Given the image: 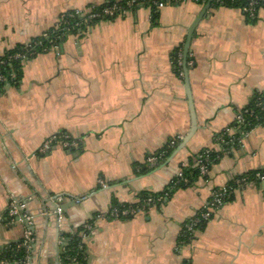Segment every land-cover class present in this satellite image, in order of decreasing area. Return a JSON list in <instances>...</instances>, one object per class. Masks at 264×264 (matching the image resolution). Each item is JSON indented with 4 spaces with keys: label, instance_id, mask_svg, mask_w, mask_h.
Segmentation results:
<instances>
[{
    "label": "crops",
    "instance_id": "crops-1",
    "mask_svg": "<svg viewBox=\"0 0 264 264\" xmlns=\"http://www.w3.org/2000/svg\"><path fill=\"white\" fill-rule=\"evenodd\" d=\"M111 1L123 0H0V56L56 27L67 13ZM216 2L191 42L199 129L180 151L192 119L173 58L204 2L167 5L156 23L150 9L139 7L85 26L26 60L19 85L0 90V264H19L5 255L31 230L6 220L14 203H26L24 214L34 217L28 264H47L54 256V221L41 209L43 194L70 204L60 220V264L69 263L67 235L80 237L86 224L93 225L79 238L86 264H264V182L237 188L193 238L181 240L184 225L215 190L264 169V124L213 164L206 178L129 219L107 217L114 200L133 205L143 192L162 193L201 150L220 151L217 136L264 93V9L252 22L241 9L214 8ZM59 132L78 140L80 149L55 147L41 155ZM174 139L167 161L147 168L146 159Z\"/></svg>",
    "mask_w": 264,
    "mask_h": 264
},
{
    "label": "built area",
    "instance_id": "built-area-1",
    "mask_svg": "<svg viewBox=\"0 0 264 264\" xmlns=\"http://www.w3.org/2000/svg\"><path fill=\"white\" fill-rule=\"evenodd\" d=\"M148 1V0H129L127 1L126 5L124 7H121L119 5L114 4L113 6H110L108 8H105L101 12H92L93 8L90 9L88 12H76L77 14H80L84 16L85 20L83 24H89L91 22H94L96 20L103 21L106 20H112L116 19L118 17H124L128 15L134 6H136L138 3L142 4L143 2ZM202 0H160L158 2H155V6H157L158 10L163 9L167 5H181L187 2H194L197 4H200ZM218 2L223 1V0H217ZM141 2V3H140ZM261 4H264V0H249L248 6H246L242 11L251 18H254L256 16V10L257 7L260 6ZM143 5V4H142ZM150 9V8H148ZM151 11V10H150ZM87 13H91L87 17ZM64 16V15H63ZM63 18V17H61ZM60 18V22L64 21L63 19ZM151 18H152V11H151ZM82 25V24H81ZM80 25V26H81ZM55 46L54 48H56ZM29 55H33V51L31 49L28 50ZM27 56L24 54H15L14 56H9L7 59H0V90L4 89L7 85H11L12 82L14 81V76H9L7 75L3 68L6 66L10 61L12 60H21L22 63H24L26 60ZM177 67L180 69L179 72V77L183 78L184 77V58H183V53L180 52L177 55ZM175 65V63H173ZM188 67H193L194 62L190 61L189 63L187 62ZM258 108L264 109V101H259ZM248 114V111L241 112L238 114L236 118V123L238 125L243 124L246 122L245 116ZM226 133H228L230 136H232V139L227 142V144L231 148H234L236 145V141L234 140L235 136L234 134L237 133V130L235 128H230L227 127L224 129ZM250 133V132H249ZM249 133H247L245 136H247ZM244 136V137H245ZM243 137V138H244ZM239 140V143H242V140ZM179 139H174L168 143V146L171 149H174L177 145V142ZM79 141L71 139V137L67 134H64L63 132H59L58 134L52 136L50 139H48L40 148L39 152L40 154H46L50 152L53 148L55 147H61L65 150H71V149H78L79 148ZM210 151H207L204 153L202 156H199V168H200V175L201 177L206 178L209 174V167H208V162L210 161ZM166 159V152L162 153H156L151 156H149L146 159V166L149 169H154L157 168L160 164L163 163V161ZM178 177H182V171L178 174ZM186 183L188 182L187 180L185 181ZM264 182V171L259 170L256 171L255 175L252 177L249 174H246L244 176L236 177L234 178L226 187H223L221 189L215 190L212 193V197L210 200L206 203L204 208L197 214L195 215L192 219H190L183 228V233L187 236V234L194 235L202 226L204 223H207L214 215L215 213L220 210L231 198L233 195V192L240 187L246 186L250 183H262ZM100 185L105 188L107 185L105 184L104 181H100ZM84 198L76 199V203H80ZM62 200V197L58 198V201ZM164 198H159L157 201L162 202ZM155 202L152 199H148L146 201V205L151 207L154 206ZM25 207L24 204L18 205V204H12L8 210V212L5 215L6 220L8 223H14L16 222V218L19 215V211L21 208ZM145 210V207L142 208H125L123 207H112L107 215L108 219L116 220V219H129L131 217H134L138 214L143 213ZM93 229L92 224H86L83 226V232L80 233L81 241L82 238L86 237V232H89ZM79 242L77 246V256L69 258V263L66 264H81L80 261H78L79 254L84 252L82 242ZM33 244V235L30 231H27L24 235V238L21 243H19L18 249L14 250V253H18L19 248H24L27 251H30L31 247ZM28 258H25L24 260H21L18 262L19 264H28ZM83 260H86L85 257H83Z\"/></svg>",
    "mask_w": 264,
    "mask_h": 264
},
{
    "label": "trees",
    "instance_id": "trees-1",
    "mask_svg": "<svg viewBox=\"0 0 264 264\" xmlns=\"http://www.w3.org/2000/svg\"><path fill=\"white\" fill-rule=\"evenodd\" d=\"M129 0H123L119 2L111 1L109 3H106L101 6H96L93 7L92 12H101L105 8H108L110 6H113L114 4L119 5L121 7H124ZM160 0H148L143 2L142 4H137L136 6L133 7V10L138 9L139 7H145V8H150L152 11V21L154 23L157 22L158 19V8L155 6V2H158ZM206 1L202 0L201 4ZM141 3V2H140ZM217 5H223L225 7H230V8H237L243 10L246 6H248L249 0H223L220 2H216ZM261 9H264V4H261L260 6L257 7V12L256 16L254 18H249L252 19V22H254L255 18L257 17V14ZM91 13H87V17ZM248 15V14H247ZM64 21L60 22L56 27L48 30L46 33L35 37L31 39V41L26 44V45H20L17 46L14 50L7 52L5 55L0 56V59H7L9 56H14L15 54H24L27 56L26 59L33 58L37 56L38 54L41 53H46L49 51H52L55 46L61 45L69 36L73 34H77L80 32V30L85 27L89 26L95 23H98L99 20H96L94 22H91L89 24H83L85 18L84 16L77 14L76 12H70L62 16ZM106 20H108L106 18ZM82 24V25H81ZM81 25V26H80ZM184 45H182L178 49V53H180L181 50H183ZM31 49L34 53L33 55H29L28 50ZM174 56L173 58V63L174 65V70L176 74L179 76L180 69L177 67V55ZM188 63L191 60L190 56H188ZM23 63L21 60H12L10 61L6 66H4L3 70L4 72L9 75V76H14V81L12 82L11 85H19L21 82L22 76H23ZM191 68V67H189ZM182 79V78H181ZM259 101H264V93H258L256 94L253 99L251 100L250 104L241 112L248 111V114L245 116L246 122L243 124L238 125L237 123H234L230 128H235L237 130V133L234 134L235 136L234 140L236 141V145L240 146L239 140H241L247 133L251 132L258 126H262L264 124V109L258 108L257 105ZM64 134H67L66 132H63ZM69 135V134H67ZM70 136V135H69ZM71 137V136H70ZM71 139H73L71 137ZM232 139V136H230L228 133L225 131H222L218 136H217V143L222 147L220 151H216L214 149L208 148V149H203L201 150L196 157L193 158L194 161H190L189 164H182L181 170H182V177H174V179L171 181L170 185L166 188V190L162 193H149V192H143L139 195V200L140 202L138 204H133V205H122L116 203V200H114L113 207H125V208H142L145 207V210L147 211L150 207L146 205V201L148 199H152L155 203L153 205H158L161 202H158L157 200L159 198H164V200L168 199L169 196L171 195L172 192L181 189V188H187L191 185H193L201 176L200 175V168H199V156H202L204 153L207 151H210V161L208 162V167L209 169L212 167L213 164L217 163L219 159L227 153H230V146L227 144L228 141ZM75 140V139H74ZM80 149V143H79V148L78 149H71L70 151L76 152L77 150ZM166 152V158H168L170 155L173 154L174 149H171L168 145L166 148L161 150L158 153ZM49 153V152H48ZM46 153V154H48ZM46 154H41V155H46ZM167 159L164 161L166 162ZM144 172H148V170L145 169V167L142 168ZM264 171V169L262 170ZM256 172H251L248 173L250 176H254ZM188 181L187 183L185 181ZM163 200V201H164ZM231 200V199H230ZM204 223L202 226H200L199 230L205 225ZM90 232V231H89ZM88 233V232H87ZM78 232L75 235H67V238L70 240V250H69V256L74 257L77 256V246L80 242L79 235H77ZM193 238V235H188L187 236L184 234L181 237L182 241L187 242L189 239ZM19 244L12 246L10 250L7 251L5 257L6 259H9L13 262H20L21 260H24L25 258L29 257L30 251H27L24 248H19L18 253H14V250L18 249ZM83 257H85V253L82 252L79 254L78 261H80L81 264H86V261L83 260Z\"/></svg>",
    "mask_w": 264,
    "mask_h": 264
},
{
    "label": "water",
    "instance_id": "water-1",
    "mask_svg": "<svg viewBox=\"0 0 264 264\" xmlns=\"http://www.w3.org/2000/svg\"><path fill=\"white\" fill-rule=\"evenodd\" d=\"M215 1L216 0L204 1L205 6H204L202 12L199 14V16L196 18V20L192 24V26L189 28L187 38H186V42H185L184 47H183L184 77L182 78V80L184 81L186 95H187V98L189 101V107H190L191 119H192V129H191L190 133L185 137L182 144L177 148L176 151H180L182 148H184L186 146V144L193 138V136L196 134V132L199 129L198 125H197V121H196L194 103H193L191 89H190V75H189L190 69L187 66V62H188L187 60H188V56L190 54L191 42H192L193 38L195 37V30H196L198 24L200 23V21L204 18V16L208 13V11H210V9L212 8V4ZM214 8H217V6ZM10 87H11V85H8L5 88L9 89ZM29 173L31 176H33L34 180H36L38 182L37 177L34 175V173L31 169H29ZM37 185L40 188V190H43L40 183H38ZM59 197H62V196H55L54 198H50V196L48 194H46V195L43 194L40 197L41 198V201H40L41 209L48 211L49 219L51 221H54L53 224L55 227L54 238H53L54 240L52 241L54 244V256H52L51 258H49L47 260V264H60V253H59L60 248L58 247V241H59V236H60V220H61V216L66 215L67 210L70 208V206H69L70 204H64L62 202H58ZM19 205H21V204H19ZM24 205H25V207L20 209L19 215L17 216L16 221L23 222L28 227V229H31L30 232L33 235L34 231H32V228L29 227L30 226L29 224H31V226L34 224V217L26 216L24 214L27 204L24 203ZM32 246H33V244H32ZM68 246H69V244H68ZM65 257L68 260H71L69 258V256H65ZM44 262H45V260H44Z\"/></svg>",
    "mask_w": 264,
    "mask_h": 264
},
{
    "label": "rangeland",
    "instance_id": "rangeland-1",
    "mask_svg": "<svg viewBox=\"0 0 264 264\" xmlns=\"http://www.w3.org/2000/svg\"><path fill=\"white\" fill-rule=\"evenodd\" d=\"M234 148H235V147H234ZM234 148H231V149H230V152H231V151H232V149H234Z\"/></svg>",
    "mask_w": 264,
    "mask_h": 264
}]
</instances>
